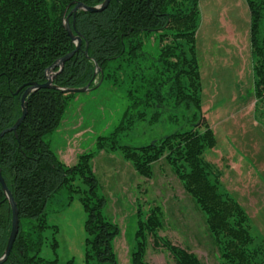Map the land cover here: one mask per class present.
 Returning <instances> with one entry per match:
<instances>
[{"label": "trees", "instance_id": "16d2710c", "mask_svg": "<svg viewBox=\"0 0 264 264\" xmlns=\"http://www.w3.org/2000/svg\"><path fill=\"white\" fill-rule=\"evenodd\" d=\"M103 1L0 0V132L12 127L20 117L24 90L33 83H45L46 69L74 51L75 45L63 22L75 3L94 7ZM199 1L111 0L101 12L79 11L74 18L70 15V29L74 36L82 38L81 46L61 71L54 70L52 85L64 90L86 85L93 88L102 79L100 85L106 82L123 92L128 107L122 122L110 137L97 140V150H119L146 179L152 177V165L164 158L185 193L206 215L207 227L218 246L220 264H264L263 245L252 247L254 238L249 233L247 218L237 203L219 192L218 183L210 180L209 166L202 158L204 150L213 148L216 140L201 115V84L195 52ZM245 2L250 13L254 94L259 100L264 98V0ZM155 34L160 53L150 61L143 51L144 39ZM137 67L142 69L141 75ZM74 95L53 89L36 90L26 99L27 113L16 130L17 137L10 132L0 138L1 176L19 218L17 236L3 264H54L38 254L43 243L41 233L48 228L47 203L62 188L69 190V199L71 194L80 195L86 213L84 264H117L112 242L119 229L103 215L105 200L98 194L89 165L93 154H83L77 164L66 166L45 140L59 128L68 101ZM171 100L174 107L183 105L198 114V121L189 130L167 135L146 146L117 145L119 134L131 129L126 127L135 120L157 122ZM77 179L84 185L83 189L74 187ZM160 226L158 208L146 220L141 219L137 208L134 264H146L142 260L145 232L152 234ZM10 228L11 210L0 185V257ZM164 245L174 264H202L187 249L168 241Z\"/></svg>", "mask_w": 264, "mask_h": 264}, {"label": "rangeland", "instance_id": "374dc122", "mask_svg": "<svg viewBox=\"0 0 264 264\" xmlns=\"http://www.w3.org/2000/svg\"><path fill=\"white\" fill-rule=\"evenodd\" d=\"M199 12L195 40L203 101L200 113L216 140L213 148L204 150L202 158L219 192L237 203L247 218L254 238L252 247H264V98L253 97L249 8L243 0H200ZM205 36L208 40L201 48ZM238 47L247 58L241 57ZM143 51L150 61L159 57L156 34L144 39ZM214 55H218L217 60ZM137 73L142 74L140 67ZM118 75L121 81V72ZM127 107L125 94L104 82L94 90L75 94L68 101L59 128L45 139L66 166L77 164L83 154H93L89 165L98 194L105 200L103 215L119 229L112 242L117 264H134L137 208L142 220L158 208L161 221L152 234L145 232L144 263L174 264L164 245L168 241L196 255L202 264H220L206 215L185 193L164 158L152 165V177L146 179L119 150H97V140L111 136ZM166 107L157 122L135 120L126 127L131 129L119 134L117 145L146 146L189 130L199 119L192 108L174 107L173 102ZM73 185L84 188L79 179ZM69 196V190L62 188L45 209L48 228L41 233L43 243L38 255L49 263L84 264L86 213L80 195Z\"/></svg>", "mask_w": 264, "mask_h": 264}, {"label": "water", "instance_id": "95a60500", "mask_svg": "<svg viewBox=\"0 0 264 264\" xmlns=\"http://www.w3.org/2000/svg\"><path fill=\"white\" fill-rule=\"evenodd\" d=\"M111 0H104L103 3L101 5L98 6H94V7H88L86 5H84L83 3L77 2L75 3L74 7L72 8V10L70 11V13L67 15V17L64 19L63 25H64V29L68 35V37L70 38V40L72 41V43L75 45V49L74 51L64 55L63 57L57 59L50 67H48L45 71V78H46V82L43 84H30L29 87H27L20 99V105H21V115L20 117L16 120V122L14 123V125L8 129H5L3 131L0 132V138L3 137L5 134L12 132L14 134L15 137H17L16 135V130L18 128V126L21 124V122L24 120L26 113H27V109H26V99L28 98V96L32 93H34L36 90L39 89H53V90H60L61 92H65V93H70V94H81V93H85L91 90H94L95 88H97L100 85V82L97 86L90 88L89 85H86L83 88H79V89H59L55 86L52 85V77L55 76V72L54 70L57 69L59 71H61L63 65L65 62H67L68 60H70L72 58V56L75 54V52H77L80 49L81 46V40L82 38L77 35L74 36L72 33V30L70 29V25H69V21L68 18L70 15L73 16V18L75 17L76 13L79 11H83V12H88V13H98L101 12L103 10H105L109 4ZM84 54H87V48L84 50ZM99 69H97L94 72V78L96 77V74L98 73ZM154 143V142H153ZM152 143V144H153ZM0 185L1 188L5 194V197L9 203L10 206V210H11V228H10V233L8 236V240L6 243V247L5 250L2 254V256L0 257V264H3L11 249H12V245L15 241V238L17 236L18 233V229H19V218H18V210L16 207V204L13 200V197L10 193V191L7 189L5 182L1 176V171H0Z\"/></svg>", "mask_w": 264, "mask_h": 264}, {"label": "crops", "instance_id": "0c3cea01", "mask_svg": "<svg viewBox=\"0 0 264 264\" xmlns=\"http://www.w3.org/2000/svg\"><path fill=\"white\" fill-rule=\"evenodd\" d=\"M244 2H245V0H243ZM198 29V28H197ZM220 36L222 35V33H220L219 34ZM202 36H204V35H202ZM225 36V35H224ZM221 39V38H220ZM226 39V38H225ZM208 39L206 38V36L203 38V42H202V44L200 45V47L201 48H204V46L206 45V41H207ZM222 40V39H221ZM223 42H225L224 40H223ZM198 49V48H197ZM197 49H196V40H195V52H196V54H197ZM240 48L238 47V51H239V53L241 54V57L243 58V57H246L247 56V54H245L244 53V50H239ZM218 56V55H217ZM217 56H212V58H214L215 60H217ZM196 57H197V61L199 62V60H198V56L196 55ZM247 58V57H246ZM199 64V63H198ZM200 68V67H199ZM253 72V71H252ZM204 74H207V73H205L204 72ZM200 77H201V73H200ZM252 79H253V89H254V77H253V74H252ZM254 92V91H253ZM201 93H202V91H201ZM253 97H254V93H253ZM255 98V97H254ZM203 106V101H202V94H201V107ZM255 106V105H254ZM254 108H256V106L254 107ZM210 111V110H209ZM203 113V112H202ZM204 115V114H203ZM204 118H205V116H204ZM223 157V156H222ZM221 157V161L223 160V158ZM230 161H228V159H227V165H229L228 163H229ZM231 163V162H230ZM215 164V163H214ZM216 165V164H215Z\"/></svg>", "mask_w": 264, "mask_h": 264}]
</instances>
